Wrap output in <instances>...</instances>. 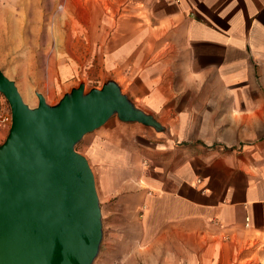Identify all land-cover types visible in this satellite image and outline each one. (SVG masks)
Segmentation results:
<instances>
[{"label":"crops","instance_id":"crops-1","mask_svg":"<svg viewBox=\"0 0 264 264\" xmlns=\"http://www.w3.org/2000/svg\"><path fill=\"white\" fill-rule=\"evenodd\" d=\"M63 1L69 32L98 33L105 75L164 127L112 117L87 139L88 161L138 169L131 186L98 176L110 245L93 264H264V0ZM104 189H130V234L106 237L122 193Z\"/></svg>","mask_w":264,"mask_h":264},{"label":"water","instance_id":"water-1","mask_svg":"<svg viewBox=\"0 0 264 264\" xmlns=\"http://www.w3.org/2000/svg\"><path fill=\"white\" fill-rule=\"evenodd\" d=\"M0 93L11 112L0 144V264H93L102 212L93 170L76 145L113 116L164 127L112 79L87 92L81 83L53 105L36 92L30 107L0 71Z\"/></svg>","mask_w":264,"mask_h":264},{"label":"rangeland","instance_id":"rangeland-1","mask_svg":"<svg viewBox=\"0 0 264 264\" xmlns=\"http://www.w3.org/2000/svg\"><path fill=\"white\" fill-rule=\"evenodd\" d=\"M36 12L38 18L34 17ZM70 13L68 3L63 0H0V71L15 82L24 102L30 107L38 103L36 92L53 105L81 83L87 92L95 87L100 88L106 80H114L105 75L101 67L100 35L69 32V25L73 22ZM27 94L29 97L26 99ZM0 107L10 111L1 93ZM92 134L83 136L76 145V150L84 156V152H87L85 143ZM95 155V159L88 162L95 176L99 200L103 190L99 189L98 176H117L118 183L115 179L109 182L112 188L124 184L131 186V179L138 176L137 164L132 161L105 160L98 148ZM104 190L122 193L115 194L109 204L104 202V220L108 228L106 237L116 239L115 236L123 228L130 234L133 216L130 189ZM101 245L103 249L110 245L105 236Z\"/></svg>","mask_w":264,"mask_h":264},{"label":"built area","instance_id":"built-area-1","mask_svg":"<svg viewBox=\"0 0 264 264\" xmlns=\"http://www.w3.org/2000/svg\"><path fill=\"white\" fill-rule=\"evenodd\" d=\"M11 124V112L0 107V127L9 129Z\"/></svg>","mask_w":264,"mask_h":264},{"label":"bare ground","instance_id":"bare-ground-1","mask_svg":"<svg viewBox=\"0 0 264 264\" xmlns=\"http://www.w3.org/2000/svg\"><path fill=\"white\" fill-rule=\"evenodd\" d=\"M27 97H29V95L27 94V96H26V99H27Z\"/></svg>","mask_w":264,"mask_h":264}]
</instances>
